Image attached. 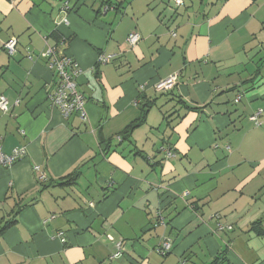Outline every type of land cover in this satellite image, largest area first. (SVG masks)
I'll use <instances>...</instances> for the list:
<instances>
[{"label": "crops", "instance_id": "obj_1", "mask_svg": "<svg viewBox=\"0 0 264 264\" xmlns=\"http://www.w3.org/2000/svg\"><path fill=\"white\" fill-rule=\"evenodd\" d=\"M183 2L0 0V146L25 152L0 166V264H264V0ZM58 40L84 121L47 100Z\"/></svg>", "mask_w": 264, "mask_h": 264}, {"label": "built area", "instance_id": "obj_2", "mask_svg": "<svg viewBox=\"0 0 264 264\" xmlns=\"http://www.w3.org/2000/svg\"><path fill=\"white\" fill-rule=\"evenodd\" d=\"M172 9L176 10L180 8L183 4L182 0H170ZM67 8V7H66ZM108 8L106 7L104 11ZM63 23H67V20L64 19ZM174 36V34H172ZM140 41V36L136 32L130 33L126 38V43L130 48H134L137 43ZM17 40L14 38L9 39L4 45L3 49L11 57L16 54ZM47 58V65L53 71L56 86L55 90L47 96L48 102L56 107L63 118L71 117L74 114H78L81 120H85L84 105L85 99L83 95L77 88L76 78L81 73L78 65L69 58L64 50L59 49L56 44L48 45L46 43V48L43 54ZM110 56H101L99 62H106L110 59ZM178 74H172L165 79H162L155 83L154 90L156 93H167L171 91L177 84ZM0 110L2 112H7L8 103L5 97L0 96ZM256 124L257 121H255ZM120 141V138L118 137ZM24 149H16L10 155H4L1 152L0 146V166L9 168L16 161L21 159L24 156ZM172 154L170 151H167V157H171ZM37 169V167H35ZM40 181L44 182L45 177L41 176ZM223 226H219V230H223ZM111 240V239H110ZM63 241V240H62ZM171 241L167 238H164L159 247L158 253L161 256H166L171 251ZM117 252L113 255L118 257L121 254V244H116Z\"/></svg>", "mask_w": 264, "mask_h": 264}, {"label": "trees", "instance_id": "obj_3", "mask_svg": "<svg viewBox=\"0 0 264 264\" xmlns=\"http://www.w3.org/2000/svg\"><path fill=\"white\" fill-rule=\"evenodd\" d=\"M183 6H184V2H183L182 6L180 8H182ZM55 44H56V46L59 49H62V47L64 46V41L58 40ZM153 104H154V102H149V103H145L141 107L140 117L138 118V120L132 122L129 126H127L125 128V130L120 134V137H119L120 138V141L121 140H129L130 139V136H131L132 132L135 129H137L139 126H141L146 121V117H147V114H148V110L151 108V106ZM68 177H70V181L67 182V184H72L75 181V179L77 178V174L73 173L72 175H70ZM15 223H16V221H15L14 218L13 219H9L7 221H0V236L5 231H7L9 228H11L12 226H14Z\"/></svg>", "mask_w": 264, "mask_h": 264}]
</instances>
